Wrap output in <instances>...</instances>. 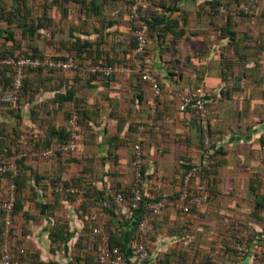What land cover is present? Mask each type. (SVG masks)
<instances>
[{"label":"crops","instance_id":"obj_1","mask_svg":"<svg viewBox=\"0 0 264 264\" xmlns=\"http://www.w3.org/2000/svg\"><path fill=\"white\" fill-rule=\"evenodd\" d=\"M92 1L22 2L39 21L33 35L0 20L1 52L76 53L83 64L128 69L107 79L32 71L19 109L2 100L11 73L0 69V161L27 154L19 176H0V199L8 183L17 186L11 230L15 244L32 261L95 264L102 239L88 220L91 208L109 244L120 246L130 264L141 215L127 212L114 199L132 189L138 127L154 123L143 136L146 191L177 198L185 174L201 161L203 146L198 120L193 111H180L177 94L203 87L215 152L212 169L197 175L192 189L210 201L189 214L173 208L162 213L149 235L153 258L148 264H264V161L259 157L264 143V0L251 14L234 13L232 6L221 13L216 2L233 0H181L156 8L154 16L163 22L151 34L145 58L133 53L126 0H96V12ZM9 32H14L13 40ZM137 62L160 81L155 114L151 87L134 71ZM78 108L77 151L41 156L66 143L68 119ZM72 186L86 189L85 207L72 206L65 192ZM235 240L252 249L242 263Z\"/></svg>","mask_w":264,"mask_h":264},{"label":"built area","instance_id":"obj_2","mask_svg":"<svg viewBox=\"0 0 264 264\" xmlns=\"http://www.w3.org/2000/svg\"><path fill=\"white\" fill-rule=\"evenodd\" d=\"M173 0H132L127 3L126 10L132 22L138 23L133 34L135 37V47L133 53L136 57L142 56L149 46L150 26L143 22L144 13L156 8L158 3L170 4ZM181 1V0H178ZM259 0H242L239 7L233 8L234 13L251 14L257 9ZM221 13H228V9L220 6ZM0 68L13 71L14 82L12 87L4 93L2 100L9 103L13 108L18 109L25 81L29 77L30 71L42 70L44 72H76L87 76H98L111 78L117 74H125L128 69L120 65L106 64H83L75 58L69 57H34L26 54H19L16 57L0 58ZM134 71L138 73L141 80L151 87L153 105L152 113L157 111V101L162 97V88L158 77L141 62H137ZM179 109L182 112L193 111L201 127L202 134V157L201 161L193 165L185 174L183 188L179 196L166 200L146 191V178L142 172L144 164L143 136L153 128L154 123L139 125L138 134L133 143V157L131 165L134 169V183L132 189L127 194L117 195L114 202L117 206L131 214H140L137 236L132 248L130 264H148L152 261V253L148 247L149 235L153 231L154 222L168 209L173 208L182 214H189L193 209L209 203L210 197L205 193H197L192 189L193 179L210 171L213 167L214 144L211 137L210 120L211 108L203 87H196L191 91H183L177 94ZM80 127V115L77 110L73 111L67 122L68 139L58 149H49L41 156L46 159L53 158L57 151L73 153L78 149V131ZM26 153L15 154L12 161H0V176H10L16 178L20 174L19 162L23 161ZM259 157L264 161V143L259 149ZM258 183H263V179H257ZM58 189V188H57ZM64 191L63 188L59 189ZM6 196L0 199V214L3 221L2 242L0 245V264H69L66 259L57 262H37L29 260L26 251L18 247L13 240L11 230L14 224V215L17 203V186L12 181L7 184ZM70 196V202L75 208H83L86 205L87 191L83 187L72 186L65 190ZM89 222L93 226V232L102 239V248L96 264H127L126 253L120 246L110 247L109 240L99 228V216L96 211L89 208ZM236 258L239 263L244 262L252 255L251 247L241 240L232 241Z\"/></svg>","mask_w":264,"mask_h":264},{"label":"trees","instance_id":"obj_3","mask_svg":"<svg viewBox=\"0 0 264 264\" xmlns=\"http://www.w3.org/2000/svg\"><path fill=\"white\" fill-rule=\"evenodd\" d=\"M10 1L12 2V5L11 6L7 4V1L6 0H0V20H4L9 25H12L14 23H17L18 24V27H20L22 29L24 28V34H26L27 32H29L30 34L33 35L34 32L38 29L39 21L37 22V20H35L34 18H32L31 17V9L27 5H23L22 4V2H24L26 0H10ZM95 1L96 0H93L92 1L94 12L98 11V4H96ZM131 1L132 0H126L127 3H130ZM224 1H226V0H224ZM173 2H179V1L178 0H173ZM241 3H242V0H233L231 3L230 2H227L226 4H224L222 1L216 2L217 6H219L221 4V5L227 6L229 8H230V6H232L233 8L239 7L241 5ZM165 5L166 4H164V3H158L156 5V8H163V7H165ZM95 7H97V8H95ZM155 9H153V10L147 12V13H144L143 18H142V21L143 22H147L149 24V26H150L149 38H150L151 34L153 33V31L163 22V20H161L160 18H156L154 16V10ZM128 17H129V15H128ZM129 20H130V18H129ZM29 21H31V22L29 23ZM130 23H131L132 29L134 31V29L138 25V23H134L131 20H130ZM13 36H14V32H9L8 33V39L13 40ZM135 43L136 42H135V37H134V44H133L134 47H135ZM77 45H78V43H76V46ZM148 49H149V46L146 49L145 53L141 57H143V58L146 57V55H147V53L149 51ZM19 54H26V55H31V56H34V57H44V56H47V55H43V54L39 53L38 50H35L34 52H27V51L26 52H20V53H17L16 55H14V54H7L5 52H1L0 51V58H6V57H9V56L16 57ZM51 57H54L55 58L56 56H51ZM69 57H73L78 62H80V60H79L80 57L76 53H71V54H69L67 56L60 57V58L67 59ZM92 64H105V63H92ZM106 65H114V64L109 63V64H106ZM0 69L9 71L11 73V81L9 83V88L5 91V93H6L12 87V85H13V82H14V74H13V71L10 70V69H6V68H0ZM33 71L44 72L42 70H33ZM30 72H32V71H30ZM27 80L25 81V85H24L23 91L25 89V86L27 85ZM23 91H22V94H23ZM158 101L160 102V100H158ZM19 108H20V102H19L18 109ZM77 111L79 112V115H80V118H81V109L78 108ZM22 162L23 161L19 162V168H20V170H21V167H22ZM14 181H16V180H14ZM18 192H19V189H18ZM17 208H18V195H17L16 209ZM16 209H15V211H16ZM155 222H154V224H155ZM153 228H154V226H153ZM1 234H2V230L0 232V237H1ZM109 246L110 247H114V246H117V245L115 243H111Z\"/></svg>","mask_w":264,"mask_h":264},{"label":"rangeland","instance_id":"obj_4","mask_svg":"<svg viewBox=\"0 0 264 264\" xmlns=\"http://www.w3.org/2000/svg\"><path fill=\"white\" fill-rule=\"evenodd\" d=\"M101 0H99V2H100ZM7 4H9V2H7ZM73 10H75L76 12H81V11H79V9H77L78 8V6L76 5V4H70L69 5Z\"/></svg>","mask_w":264,"mask_h":264}]
</instances>
